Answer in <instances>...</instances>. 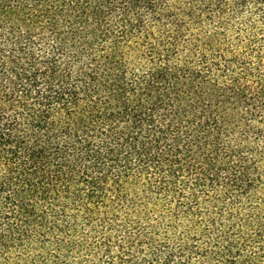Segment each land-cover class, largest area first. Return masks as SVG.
I'll use <instances>...</instances> for the list:
<instances>
[{
	"label": "trees",
	"instance_id": "16d2710c",
	"mask_svg": "<svg viewBox=\"0 0 264 264\" xmlns=\"http://www.w3.org/2000/svg\"><path fill=\"white\" fill-rule=\"evenodd\" d=\"M0 264H264V0H0Z\"/></svg>",
	"mask_w": 264,
	"mask_h": 264
}]
</instances>
